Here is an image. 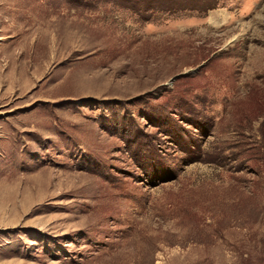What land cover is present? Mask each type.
I'll return each mask as SVG.
<instances>
[{
	"label": "rangeland",
	"instance_id": "374dc122",
	"mask_svg": "<svg viewBox=\"0 0 264 264\" xmlns=\"http://www.w3.org/2000/svg\"><path fill=\"white\" fill-rule=\"evenodd\" d=\"M0 264H264V0H0Z\"/></svg>",
	"mask_w": 264,
	"mask_h": 264
}]
</instances>
